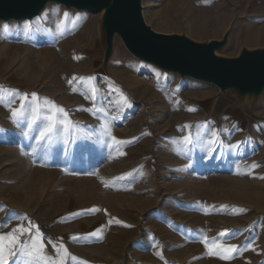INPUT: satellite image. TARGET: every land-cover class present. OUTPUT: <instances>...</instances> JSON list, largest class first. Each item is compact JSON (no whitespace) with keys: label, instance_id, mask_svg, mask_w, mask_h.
I'll list each match as a JSON object with an SVG mask.
<instances>
[{"label":"rangeland","instance_id":"1","mask_svg":"<svg viewBox=\"0 0 264 264\" xmlns=\"http://www.w3.org/2000/svg\"><path fill=\"white\" fill-rule=\"evenodd\" d=\"M140 3L156 32L227 33L217 55L264 47V0ZM100 21L53 1L0 20L7 264H264V92L162 70L118 35L104 58Z\"/></svg>","mask_w":264,"mask_h":264},{"label":"water","instance_id":"2","mask_svg":"<svg viewBox=\"0 0 264 264\" xmlns=\"http://www.w3.org/2000/svg\"><path fill=\"white\" fill-rule=\"evenodd\" d=\"M49 1L101 11L104 58L118 35L129 53L162 70L213 84L220 91L233 90L239 98H256L264 92V47H243L238 55L225 57L215 51L225 45L227 33L221 39L197 42L184 34L156 32L145 23L140 0H0V20L30 19Z\"/></svg>","mask_w":264,"mask_h":264},{"label":"snow or ice","instance_id":"3","mask_svg":"<svg viewBox=\"0 0 264 264\" xmlns=\"http://www.w3.org/2000/svg\"><path fill=\"white\" fill-rule=\"evenodd\" d=\"M65 16H67V13L65 14ZM33 95V97L35 98V94H32ZM0 99H2V97H0ZM21 107L23 108V104L21 105ZM35 111V110H34ZM58 111H60V112H63V109H58ZM12 115H13V117H18L19 115H22V112L21 111H17V110H13L12 111ZM48 120L49 121H52V117L51 116H49L48 117ZM54 128H55V123L54 122H51V123H49L41 132H40V137L41 138H44V137H46V136H48L49 138H50V134L53 132V130H54ZM65 128L67 129V124H66V122H65ZM113 139H115L114 137H113ZM184 140H185V142H190V138L189 137H184ZM117 222H119V221H117ZM38 231V230H37ZM221 235H224V233H221ZM8 236L9 237H12V234H8ZM5 239V237L4 236H0V241H2V240H4ZM16 237H12V239L10 240V243H12V244H14L15 242H16ZM39 247L40 248H42L43 247V244H40L39 245ZM238 246H236V245H231V246H229V248H228V250L229 251H231V250H233V249H236ZM23 250V249H22ZM38 252V249H37V246H36V244L34 243L33 244V247H32V250L31 251H29L28 252V254L29 255H33L34 253H37ZM12 253H10V255H11ZM226 258V257H225ZM0 264H7V259L4 257V255H3V250L2 249H0ZM61 264H63V261H61Z\"/></svg>","mask_w":264,"mask_h":264},{"label":"bare ground","instance_id":"4","mask_svg":"<svg viewBox=\"0 0 264 264\" xmlns=\"http://www.w3.org/2000/svg\"><path fill=\"white\" fill-rule=\"evenodd\" d=\"M115 36V35H114ZM114 39V38H113Z\"/></svg>","mask_w":264,"mask_h":264}]
</instances>
